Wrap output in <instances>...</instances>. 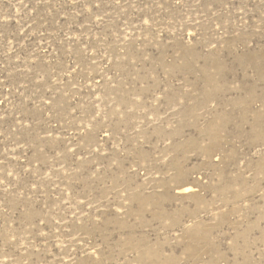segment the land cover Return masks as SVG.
<instances>
[{
	"label": "rangeland",
	"instance_id": "rangeland-1",
	"mask_svg": "<svg viewBox=\"0 0 264 264\" xmlns=\"http://www.w3.org/2000/svg\"><path fill=\"white\" fill-rule=\"evenodd\" d=\"M0 264H264V0H0Z\"/></svg>",
	"mask_w": 264,
	"mask_h": 264
}]
</instances>
